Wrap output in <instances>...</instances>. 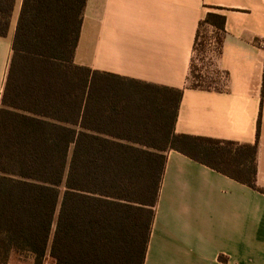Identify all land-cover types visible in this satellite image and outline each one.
<instances>
[{
  "label": "trees",
  "instance_id": "trees-1",
  "mask_svg": "<svg viewBox=\"0 0 264 264\" xmlns=\"http://www.w3.org/2000/svg\"><path fill=\"white\" fill-rule=\"evenodd\" d=\"M85 1L20 2L0 98V264H144L168 150L264 194L258 125L251 145L177 134L181 90L74 63ZM16 2L0 0V37ZM223 25L206 13L193 50L208 28L219 45Z\"/></svg>",
  "mask_w": 264,
  "mask_h": 264
},
{
  "label": "crops",
  "instance_id": "crops-1",
  "mask_svg": "<svg viewBox=\"0 0 264 264\" xmlns=\"http://www.w3.org/2000/svg\"><path fill=\"white\" fill-rule=\"evenodd\" d=\"M21 0L0 37V98ZM224 17L207 44L221 73L191 87L198 22ZM74 63L181 90L174 131L251 145L264 189V0H86ZM144 264H264V194L174 150L166 152Z\"/></svg>",
  "mask_w": 264,
  "mask_h": 264
},
{
  "label": "rangeland",
  "instance_id": "rangeland-1",
  "mask_svg": "<svg viewBox=\"0 0 264 264\" xmlns=\"http://www.w3.org/2000/svg\"><path fill=\"white\" fill-rule=\"evenodd\" d=\"M207 30V29H206ZM205 30V31H206ZM204 35V34H203ZM208 30L205 33V37L209 38ZM206 39L198 43L193 58L191 60V66L189 70V81L197 82L200 85H214L219 82L221 73L212 64L209 54L212 47L207 44ZM198 80V81H197ZM8 264H29L25 259L18 260L11 259ZM45 264H50L46 262Z\"/></svg>",
  "mask_w": 264,
  "mask_h": 264
}]
</instances>
